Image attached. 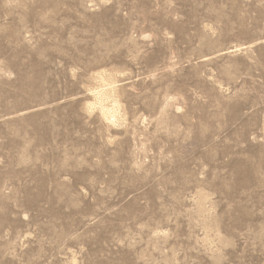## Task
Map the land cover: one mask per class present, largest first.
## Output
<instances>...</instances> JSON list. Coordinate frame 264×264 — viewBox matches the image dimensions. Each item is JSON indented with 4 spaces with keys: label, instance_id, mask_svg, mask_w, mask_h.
Masks as SVG:
<instances>
[{
    "label": "rangeland",
    "instance_id": "rangeland-1",
    "mask_svg": "<svg viewBox=\"0 0 264 264\" xmlns=\"http://www.w3.org/2000/svg\"><path fill=\"white\" fill-rule=\"evenodd\" d=\"M0 264H264V0H0Z\"/></svg>",
    "mask_w": 264,
    "mask_h": 264
},
{
    "label": "bare ground",
    "instance_id": "bare-ground-1",
    "mask_svg": "<svg viewBox=\"0 0 264 264\" xmlns=\"http://www.w3.org/2000/svg\"><path fill=\"white\" fill-rule=\"evenodd\" d=\"M105 115H107V114L105 113Z\"/></svg>",
    "mask_w": 264,
    "mask_h": 264
}]
</instances>
